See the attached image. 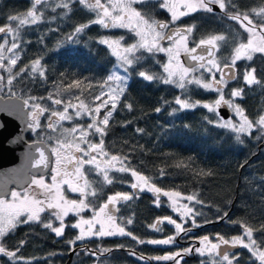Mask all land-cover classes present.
<instances>
[{
	"label": "snow or ice",
	"instance_id": "1",
	"mask_svg": "<svg viewBox=\"0 0 264 264\" xmlns=\"http://www.w3.org/2000/svg\"><path fill=\"white\" fill-rule=\"evenodd\" d=\"M148 3L157 4L158 10L166 9L171 13L170 19L160 20L148 12L138 10ZM46 4L47 0H34L23 16L8 15L6 25L0 26V39L3 40L0 43V94L7 93L10 101L21 100L26 95V98H23V107L9 103L0 107V112L6 111L9 115H14L25 114L27 110L26 130L37 134L46 131L48 142L55 141L50 155H46L42 148H37L39 158L32 164L38 169L41 166L48 169L52 164L51 183H46L43 176L33 177L30 184L34 187L25 189L23 193L10 192L12 202L0 198V256L7 258L8 264H33L32 260H25L20 255L19 247L9 250L6 237L18 226L34 223L41 225L58 239L65 237L66 229L70 228L73 232L78 230L75 238L67 241L71 251H75L71 246L78 242L123 237H128L139 245H175L177 236L184 234L186 237L195 228L203 226L197 223L198 218L203 217L205 222L208 221L205 209L214 211L217 221L227 220L228 211L206 203L198 193L182 196L180 191H164L157 187L154 179L141 174L133 167L129 154L110 155L106 150L105 140L109 135V125L114 115L118 111H134L133 103L127 99V88L133 73L136 78L150 84L180 90L181 95H176L174 100L162 99L163 106H157L155 114L170 108L169 116H175L178 112L199 107L206 110L208 115L204 120L208 125L234 134L238 144L244 145L247 140L253 138L254 133L257 142L264 140V115L256 120L249 119L244 109L233 99H242L246 88H264V84L255 75L256 69L249 67V62H252L257 54L264 58V7L244 12L240 10L236 0H179V3L173 0H108L107 4L101 3V0H62L52 8L53 13H56L57 9L71 12L73 4L81 5L95 13L96 19L91 21L92 24L105 30L124 29L134 41L127 46L125 36L118 39L102 37L96 41L99 45L111 49V56L115 58L114 65L106 78L89 93L90 100L88 97L81 99L79 95H75L78 103H73L71 93L66 100L54 98L52 93L47 96L28 94L31 89L17 94V85L23 88L25 81L34 83L38 79L47 80V69L42 63L44 57L33 59L30 64L17 68L26 44L30 43L23 39V31L45 21V13L40 11V7ZM181 8L184 10H180ZM196 12L219 15L223 20L234 22L238 26L237 35L232 36L229 33L228 36L210 35L206 39H197L193 26H177L176 22L181 17ZM88 27V24L76 27L67 39L76 43L75 37ZM43 42L42 37L40 43ZM229 48L231 50L225 55L224 52ZM160 54L166 57V63L161 61ZM182 56L187 57V63ZM241 61L245 62L243 70L240 68ZM149 62L162 71L139 70ZM237 81L242 86L231 87V84ZM80 85V80H74L68 88L78 89ZM193 89L214 93L218 98L201 104L200 100L191 98ZM0 98H3L2 95ZM221 109L229 111L228 118L222 115ZM81 118H87L89 122L86 125L71 123ZM64 122H70L71 126L66 127ZM133 123L134 121L129 120L123 126L127 127ZM0 125L2 129L3 124ZM134 131L145 133V129L141 127H136ZM22 139V136H17L8 143L15 145ZM31 158V153L26 154V159ZM18 172V169L9 170L14 177ZM112 172L130 173L135 179V182L129 185L132 191L116 192L115 195H109L106 202L98 203V189H102L105 184L114 183V177L110 176ZM89 175H94L97 180L102 177V181L97 183L96 180H90ZM164 175L163 170L158 173L160 178ZM66 192L75 194L76 198H69ZM145 193L152 195L157 208L164 206L162 198H167L171 202L167 206L178 213L182 221L178 223L171 216H165L163 220L151 224L150 228L163 232L162 225L166 222L167 225L174 226L176 236L145 240L138 239L131 230H126L128 226L133 225L134 220L131 217L121 220L119 206L131 203ZM231 203L229 201L227 207L230 208ZM86 213L90 214V218H85ZM42 214H47L46 220ZM69 217L74 222L69 223ZM185 224H191L192 227H185ZM237 226L241 228L240 235L231 239L221 235L218 243H210L209 237L203 236V247H188L167 255L137 256L136 252L130 254L138 260H143L145 264H152L153 261L157 264L161 261L182 264L190 254L204 256L206 253L213 257L211 264H240L236 253L230 249L241 247L254 258L253 264H264V240L258 242L254 238V229L251 226L239 223ZM260 231H264V228ZM111 251L113 249L109 247L94 246L92 250L84 248L81 255L87 252L91 259L98 252L107 254Z\"/></svg>",
	"mask_w": 264,
	"mask_h": 264
},
{
	"label": "trees",
	"instance_id": "2",
	"mask_svg": "<svg viewBox=\"0 0 264 264\" xmlns=\"http://www.w3.org/2000/svg\"><path fill=\"white\" fill-rule=\"evenodd\" d=\"M32 2L34 0H0V26L6 25L8 15L23 16L31 8ZM61 2L62 0H47V4L40 7V11L45 13V21L35 27H27L23 31V39L30 43L26 44L17 68L30 64L33 59L44 57L42 63L47 69V80L38 79L34 83L25 81L23 88L17 85V94L23 93L25 89H31L28 94L47 96L52 93L54 98L66 100L71 93L72 102L78 103L74 98L75 95H79L81 99L88 97L90 100L89 93L106 78L115 62V58L111 56V49L99 45L96 41L102 37L118 39L120 36H125L127 42L125 46L134 41L124 30H105L92 24L91 21L96 19L95 13H91L81 5L73 4L71 12L57 9V12L53 13L52 8ZM236 3L244 12L264 7V0H236ZM138 10L148 12L157 19L166 16L163 10H158V5L155 3H148ZM82 24H88L89 27L75 37L76 43L69 41L67 37ZM177 26H193L197 39H206L210 35L228 36L229 33L236 36L238 32V26L234 22L223 20L219 15L211 16L203 12L185 16ZM42 37L44 42L40 43ZM230 50L227 49L224 54L227 55ZM159 58L164 62L162 55ZM244 67L245 62L241 61V70ZM249 67L256 69L255 75L264 84V58L257 54L254 60L249 62ZM148 69L154 72L162 71L151 62L139 70ZM132 75L133 78L127 88V99L133 103L134 111L131 113L118 111L111 119L109 135L105 140L106 150L110 155L129 154L133 167L141 174L154 179L157 187H161L164 191H180L182 196L198 193L206 203L228 211V219L217 221L215 212L205 209L208 221L205 222L203 217L198 218L197 223L203 226L195 228L186 237L180 234L176 237L177 243L174 247L168 249L139 245L126 237L91 241L84 247L75 246L77 252L70 264H145L143 260H138L130 253L136 252L137 256H156L167 255L188 247H198V245L201 247V239L205 235L209 237L210 243H218L221 235L226 239L240 235L241 228L237 226L238 223L251 226L254 229V238L258 242L264 240V231H260L264 228V182H262L264 181V140L257 142L254 133L253 138L247 140L244 145L238 144L234 134L208 125L204 120L208 114L205 109L199 107L178 112L175 116H169L168 112L171 110L169 108L168 111L157 115L154 110L157 106H163L161 100H174L176 95H181L180 90L150 84L136 78L135 73ZM74 80L81 81L80 88L69 90L68 86ZM240 86L242 85L239 81L231 84V87ZM1 95L8 96L7 93ZM23 98H26V95ZM191 98L198 99L203 104L218 97L214 93L193 89ZM233 99L240 104L249 119L256 120L264 115V88L261 86L246 88L242 99ZM129 120L134 123L124 127L123 125ZM88 122L87 118H81L71 123L86 125ZM64 124L66 127L71 126L70 122ZM136 127L145 129V133H136L134 131ZM161 170L165 172L163 178L158 176ZM110 176L114 177V183L105 184L102 189H98L100 192L98 203L106 202L107 197L115 195L116 192L132 191L129 185L135 182V179L130 173L112 172ZM89 179L96 180L97 183L102 181V177L97 180L94 175ZM229 201L232 202L230 208L227 207ZM162 204L164 206L157 208L152 195L145 193L131 203L120 205L119 218L121 220L133 218V225L128 226L126 230H131L138 239H165L170 235L176 236L174 226L171 227L166 222L162 225L163 232H156L150 228L151 224L163 220L165 216L174 217L179 223L178 218L167 206L168 202L163 198ZM43 218L46 220L47 216ZM185 227L192 226L185 224ZM10 235L15 236L18 246L24 245L21 252L28 253L25 260H32L33 264H45V262L67 264L72 252L67 241L74 239L76 233L69 228L65 238L59 241L41 225L34 224ZM30 236L33 237L29 238ZM120 245L125 247L121 248ZM94 246L109 247L113 251L107 254L98 252L91 259L87 252L81 255L84 248L92 250ZM230 250L240 255L237 257L240 264H253L254 258L246 249L237 247ZM45 258L49 261H45ZM186 258L182 264H211L213 260L212 257H200L198 254H190ZM152 264L157 262L153 261ZM159 264L171 263L161 261Z\"/></svg>",
	"mask_w": 264,
	"mask_h": 264
},
{
	"label": "water",
	"instance_id": "3",
	"mask_svg": "<svg viewBox=\"0 0 264 264\" xmlns=\"http://www.w3.org/2000/svg\"><path fill=\"white\" fill-rule=\"evenodd\" d=\"M182 59L187 63V57ZM9 103L18 104L23 107V100H12L9 98H0V107ZM26 111L25 114L9 115L8 112H0V123L3 128L0 129V198H10V192L13 190L23 191L31 184L33 177H46L51 172L52 164L48 169L42 166L34 168L32 166L35 159L39 158L37 148H42L46 155H50V151L44 143L28 144L26 137L30 134V130H26ZM221 113L228 118L230 113L225 109H221ZM22 136L21 142L11 145L8 142ZM33 145V147H29ZM31 153V159H26V154ZM10 169H18L19 172L13 176L9 173ZM187 259V258H186Z\"/></svg>",
	"mask_w": 264,
	"mask_h": 264
},
{
	"label": "flooded vegetation",
	"instance_id": "4",
	"mask_svg": "<svg viewBox=\"0 0 264 264\" xmlns=\"http://www.w3.org/2000/svg\"><path fill=\"white\" fill-rule=\"evenodd\" d=\"M164 12H165V14H166V16L164 17V18H159L160 20H168V19H170V16L167 14V12L165 11V10H163ZM3 42V40L2 39H0V43H2ZM1 95V94H0ZM53 135H55V133H52ZM47 135H48V133L46 132V131H41V132H39V134H37V133H34V132H31L30 131V134H28L27 135V137H26V140H27V143L28 144H37V143H40V141H43V143L47 146V148L49 149V151H50V149H51V147L54 145V143L52 142V143H49L48 142V140H47ZM43 138V139H42ZM53 161H54V158H53ZM51 174L52 173H50L48 176H46V177H44V179H45V182L46 183H48L50 180H51ZM110 175H111V173H110ZM89 177L91 178H93V175H89ZM30 187H33V186H29L28 188H30ZM27 188V189H28ZM13 191H18V190H13ZM25 190H23V191H18V192H21V193H23ZM8 202H10L11 200H12V198L10 197L9 199H6ZM26 226H34V224H29V225H22V226H18L17 228H16V230L13 232V233H15V232H18L19 230H22V229H24V228H26ZM33 236H30L29 238H32ZM27 238V237H26ZM29 238H27L28 240H29ZM65 238V237H64ZM63 238V239H64ZM126 238H128V237H126ZM23 239V238H22ZM56 239H58V238H56ZM63 239H58L59 241H61V240H63ZM30 242V241H29ZM10 243H11V246H10ZM6 244L8 245V247H9V250H15V248H17V247H19V249H20V255L22 256V257H24V259H25V256H27L28 255V253L26 254H24L23 252H21V250L24 248V245L23 244H21L20 246H18V242L17 241H15V236H13V235H8L7 237H6ZM29 247V246H28ZM74 249L76 250V248L74 247ZM74 258V257H73ZM73 260V259H72ZM72 260L70 261V258H69V262L67 263V264H70L71 262H72ZM45 261H49L48 259H46L45 258ZM34 263V262H33ZM0 264H8V260H7V258H4V257H2V256H0Z\"/></svg>",
	"mask_w": 264,
	"mask_h": 264
},
{
	"label": "rangeland",
	"instance_id": "5",
	"mask_svg": "<svg viewBox=\"0 0 264 264\" xmlns=\"http://www.w3.org/2000/svg\"><path fill=\"white\" fill-rule=\"evenodd\" d=\"M93 2H94V0H93ZM107 2H108V0H101V3H103V4H107ZM173 2H176V3H179V0H173ZM166 12H167V10L166 9H164ZM180 10H184L183 8H181ZM167 14L169 15V16H171V13H169V12H167ZM191 14H193V13H191ZM190 15V14H189ZM183 18H185V16L184 17H181L180 18V20L179 21H177L176 22V24H178ZM119 30V29H118ZM121 30H124V29H121ZM125 32H127L126 30H124ZM191 46V45H190ZM7 55V54H6ZM160 55H162V54H160ZM163 56V55H162ZM163 59H164V63H166V57H164L163 56ZM103 111V110H102ZM53 143H55V141H53ZM48 183H51V180L48 182ZM34 187V186H33ZM66 195H69L70 196V198H76V195L75 194H71V193H67L66 192ZM163 199H165L167 202H168V204H170L171 202L170 201H168L167 200V198H163ZM10 202H12V200L10 201ZM181 203H186V201H181ZM169 209H170V211L173 213V215L174 216H176L177 218H178V220H179V223H181L182 221L180 220V218H179V214L178 213H175V212H173L172 210H171V208L169 207ZM120 214V213H119ZM42 216L44 217V216H47V214H42ZM85 218H90V214H85ZM173 219H174V217H173ZM71 221H74L71 217H69L68 218V222H71ZM35 224V223H34ZM172 227V226H171ZM164 229V228H163ZM68 229H66V231H67ZM76 235L78 234V230H76ZM66 234V233H65ZM123 238H125V237H123ZM107 239H121V238H107ZM92 241H95V240H92ZM97 241V240H96ZM89 242H91V241H88V240H86L85 242H83V243H80V242H78L77 244H75V245H72L71 246V248L73 249L75 246H80V247H84L87 243H89ZM152 246H157V247H160V248H162V249H168V248H171V247H174V245H152ZM201 247H203V244H202V246ZM223 247V246H222ZM199 255V254H198ZM200 256V255H199ZM238 256H240L239 254H237L236 255V257H238ZM200 257H212L211 255H209V254H205L204 256H200ZM213 258V257H212ZM165 263H171V262H165Z\"/></svg>",
	"mask_w": 264,
	"mask_h": 264
},
{
	"label": "clouds",
	"instance_id": "6",
	"mask_svg": "<svg viewBox=\"0 0 264 264\" xmlns=\"http://www.w3.org/2000/svg\"><path fill=\"white\" fill-rule=\"evenodd\" d=\"M0 127H2V125H0Z\"/></svg>",
	"mask_w": 264,
	"mask_h": 264
}]
</instances>
